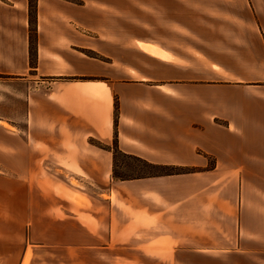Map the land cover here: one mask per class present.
<instances>
[{
    "label": "crops",
    "instance_id": "1",
    "mask_svg": "<svg viewBox=\"0 0 264 264\" xmlns=\"http://www.w3.org/2000/svg\"><path fill=\"white\" fill-rule=\"evenodd\" d=\"M135 15L157 21L137 37ZM199 15L243 21L233 51L149 36L202 41ZM116 140L197 171L117 180ZM0 211L33 240L20 264L49 241L85 264H264V0H0Z\"/></svg>",
    "mask_w": 264,
    "mask_h": 264
},
{
    "label": "rangeland",
    "instance_id": "2",
    "mask_svg": "<svg viewBox=\"0 0 264 264\" xmlns=\"http://www.w3.org/2000/svg\"><path fill=\"white\" fill-rule=\"evenodd\" d=\"M211 8L208 5V9ZM125 18V17H123ZM132 19L135 25L133 26L134 35L137 37H141L142 35V27L141 24L143 22H149L151 18L154 21L156 17H146L142 15H135L133 17H127ZM194 19V18H193ZM123 22H129L124 21ZM189 24V21L187 22ZM239 23H243V21L239 20L237 16L232 15H214V16H207V15H199L197 17V25L195 26L198 28L199 35L200 33L203 36L202 41H195L189 40V36H183V33L178 31H158V25L155 26L153 32H149V36L151 39L165 43L169 50H173L179 53H185V51H189L190 49H202L203 45L205 44V39L208 38V43L210 46V50L214 53H218L222 51H233L232 48L236 46L240 40L243 32H239L237 30V25ZM124 25L129 26V23H123ZM192 22V28H195ZM129 29V27H128ZM224 37L221 39H217L215 37H211L212 35H216ZM241 35V36H240ZM160 36V37H159ZM203 44V45H202ZM188 49V50H187ZM182 51V52H181ZM194 52V51H193ZM195 53V52H194ZM197 54V53H196ZM183 55V54H182ZM198 61H202L200 58ZM199 67L201 64L199 63ZM128 166H136V164L127 158L120 157L119 158V173H126ZM93 194V192H91ZM5 210H7V215L11 217L14 213V208L12 205L6 206ZM19 210V209H18ZM1 213V211H0ZM7 217V216H6ZM8 220L7 218H5ZM27 226V225H26ZM26 226L13 225L12 223H0V264H20L25 256V252L28 247L33 243L30 240V234L28 232V228ZM46 225H39L40 230H43ZM18 227V228H17ZM52 244L49 241V246L36 250L34 252L29 251L26 256L25 262H34V263H65V264H85V263H94L97 255L94 253H87V252H78L72 251L61 247H50ZM199 263H202V260L198 259ZM205 262V261H203ZM218 261L215 259L213 263H217Z\"/></svg>",
    "mask_w": 264,
    "mask_h": 264
},
{
    "label": "trees",
    "instance_id": "3",
    "mask_svg": "<svg viewBox=\"0 0 264 264\" xmlns=\"http://www.w3.org/2000/svg\"><path fill=\"white\" fill-rule=\"evenodd\" d=\"M112 151L115 159L114 178L121 181L142 179L148 177L190 174L197 171V169L195 168L177 167V166H168V165H155L149 163L146 160L137 157L128 156L123 152H121L117 140L114 143ZM120 157H124L132 160L136 164V166H128L126 170L127 172L125 174L119 173L117 170L119 167Z\"/></svg>",
    "mask_w": 264,
    "mask_h": 264
}]
</instances>
